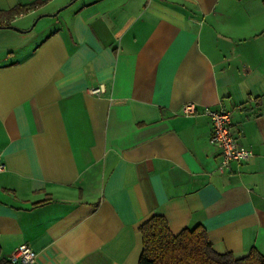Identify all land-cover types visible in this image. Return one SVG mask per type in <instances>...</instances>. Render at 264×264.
Masks as SVG:
<instances>
[{
    "label": "crops",
    "instance_id": "1",
    "mask_svg": "<svg viewBox=\"0 0 264 264\" xmlns=\"http://www.w3.org/2000/svg\"><path fill=\"white\" fill-rule=\"evenodd\" d=\"M35 1L0 27V261L27 245L33 264H138L153 216L264 255V0L0 10ZM205 110L231 112L248 161L218 171Z\"/></svg>",
    "mask_w": 264,
    "mask_h": 264
},
{
    "label": "trees",
    "instance_id": "2",
    "mask_svg": "<svg viewBox=\"0 0 264 264\" xmlns=\"http://www.w3.org/2000/svg\"><path fill=\"white\" fill-rule=\"evenodd\" d=\"M34 4L36 1L9 11L0 10V27H9L13 18L27 13ZM138 231L142 238L138 264H264V255L255 249L240 259L214 253L205 230L199 226L184 228L173 235L163 217L153 216ZM0 264L9 263L0 261Z\"/></svg>",
    "mask_w": 264,
    "mask_h": 264
},
{
    "label": "built area",
    "instance_id": "3",
    "mask_svg": "<svg viewBox=\"0 0 264 264\" xmlns=\"http://www.w3.org/2000/svg\"><path fill=\"white\" fill-rule=\"evenodd\" d=\"M104 91L103 87L90 88L86 91L90 95L100 96ZM195 107L192 104H185L182 108V114L185 116L194 115ZM211 122V134L209 143L218 147L221 152V162L218 166V171L223 172L228 165L233 163H243L252 157V151L248 148L240 146L231 130L232 115L231 112L225 110H205L203 112ZM6 170L5 163L1 160L0 154V173ZM36 259L35 253L22 245L9 257V262L12 264H33Z\"/></svg>",
    "mask_w": 264,
    "mask_h": 264
},
{
    "label": "water",
    "instance_id": "4",
    "mask_svg": "<svg viewBox=\"0 0 264 264\" xmlns=\"http://www.w3.org/2000/svg\"><path fill=\"white\" fill-rule=\"evenodd\" d=\"M64 8H65V7H62V8H60V9H59V11H60V10H63ZM33 25H34V24H33ZM8 28H11V29H16V28H15V27H13V26H9Z\"/></svg>",
    "mask_w": 264,
    "mask_h": 264
}]
</instances>
